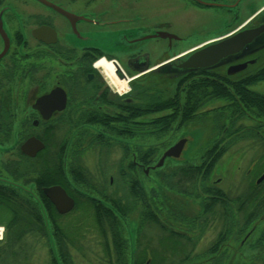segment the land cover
Listing matches in <instances>:
<instances>
[{
    "label": "flooded vegetation",
    "instance_id": "1",
    "mask_svg": "<svg viewBox=\"0 0 264 264\" xmlns=\"http://www.w3.org/2000/svg\"><path fill=\"white\" fill-rule=\"evenodd\" d=\"M209 10L210 16L203 13ZM237 34L243 43L224 55L213 59V53L203 51ZM199 52L197 65H186ZM100 57H107L112 67L93 68ZM263 65L264 0H0V198L39 197L49 203L48 215L57 218L92 210L96 226L91 233L83 228L79 237L86 241L85 234L102 235L103 242L98 243L108 256L105 264H228V214L242 213L238 224L231 219L234 233H244L242 244L250 230L240 228L253 210L254 264H264V190L252 197L230 198L228 188L217 186L223 175L215 169L225 151L209 172L197 176L198 166L207 169L204 159L211 160L218 150L210 144L225 134L219 125L225 121L241 125L242 119L251 117L236 116V99L222 98L203 101L199 113H207L198 115V100L188 98L189 90L204 89L210 81L217 88H243L245 78ZM117 80L124 81L123 86H117ZM262 83L252 88L259 90ZM167 122L172 125L166 127ZM207 123L205 147L187 159L197 140V126ZM241 134L236 131L231 139L259 137L256 132ZM179 141V155H166L157 166ZM94 159L100 174L92 177L86 161L94 165ZM109 160L113 161L108 164ZM190 180L194 192L180 193L198 201L200 209L189 222L194 225L200 210L211 221V216L221 220L220 225L214 223L219 227L217 237L204 252H195L197 240L164 219L165 210L174 219L187 218L184 202L167 194L176 189L167 186L181 191ZM119 185L128 186L129 194L107 191ZM51 186H60L73 198L69 210H58L46 191ZM134 187L144 194L135 195ZM152 187L157 189L151 192ZM113 203L122 204L125 211L109 210ZM150 209L156 221L150 220ZM150 223L160 231L148 234ZM64 228L51 229L62 233V242L70 239ZM123 228L132 261L118 258L123 239L117 240V230ZM33 231L42 236V228ZM128 231L134 232L132 246ZM108 233L115 237L109 242ZM90 242H79L78 247L74 241L60 243L68 255L65 263L71 260L69 245L90 248ZM29 246L7 261L4 241L0 242V264H28ZM55 249L58 256L60 248ZM173 251L180 257H172Z\"/></svg>",
    "mask_w": 264,
    "mask_h": 264
},
{
    "label": "rangeland",
    "instance_id": "2",
    "mask_svg": "<svg viewBox=\"0 0 264 264\" xmlns=\"http://www.w3.org/2000/svg\"><path fill=\"white\" fill-rule=\"evenodd\" d=\"M207 15H211L213 11L209 10L206 12H203ZM180 19V18H179ZM177 20V19H176ZM256 89H259V91L264 92V83L257 85ZM223 121H219V124L222 123ZM226 125H228V129H231L230 124H228L226 121L223 122ZM254 121L251 119H242L240 124H248V125H253ZM209 123L204 124V125H199L197 126V140L193 142L192 146V152L187 154V159L190 158V155L193 154V152H196L199 149H202L205 147L207 143V137L210 134L209 133ZM228 133V132H227ZM209 140V139H208ZM231 140V143L228 145V148L226 149V153L221 157L218 166L216 167V171L220 174L223 175V178L221 181H218V183H215L217 186H222L223 188H228L230 198L235 197L237 195H249L253 196V194L259 192L260 190H264V178L261 180L259 183H256V180L260 174L264 170V143L262 141V137H248V138H235V139H229ZM114 160L119 157V154L116 153V155H112ZM178 158V157H177ZM183 159V160H187ZM90 161V160H89ZM113 160L107 161L112 162ZM94 165L89 164V162L86 161L87 168L89 170V173L91 174L90 176L94 177L95 174L97 173L100 174L97 170L95 171V159H94ZM91 163V162H90ZM167 163V161H166ZM95 166V168H94ZM166 168V167H165ZM198 176V179H200V176ZM221 176V175H219ZM173 177V176H172ZM175 178V177H173ZM184 183V182H183ZM206 184V183H205ZM193 182L190 180L189 182L184 183V187L188 189L189 192L193 191ZM194 185H197L195 182ZM202 185V184H201ZM176 188L179 191V187L176 186ZM115 190V187L110 186L107 191L109 192H114L116 191L117 194H129V187L128 186H117ZM194 192V191H193ZM168 195L171 197H174L176 199L182 200L184 202V206L186 207V219L182 220H177L174 219L173 215L165 210V217L164 219L166 222L169 224V226H172L174 230L179 231L183 234H189L192 236V238H195L198 242V246L195 249V252H204L207 250V248L210 246V244L216 239L217 233L219 231V227L215 225L214 223L216 222L218 225L221 224V220L218 219L216 220L214 216L213 221H211V218L207 216V214L201 213L202 211L200 210L197 213V220L194 223H190V217L193 215L197 210L200 209V204L197 203L198 201H193L192 199L186 197L185 195H182L179 192H167ZM236 205L235 203L233 205V212H236ZM83 213L85 215L79 214V212H72L70 214H67L62 217H58V222L60 224V227L68 229L70 231V239H65L62 242L66 244V242H69L72 244V242H76L75 245L81 246L79 242H87L91 241L89 245H91L90 248H87L86 246L84 248L80 249H74L71 245L68 246V249L70 250V261L68 262L69 264H105V260L108 259V256L102 246L99 245L98 242H103V237L102 235H98L99 237L94 238L92 237L93 235L85 234L83 235L87 240L84 241L82 240L79 236L83 234L85 231H89L90 233L93 232L91 231V227L96 226V221L94 214L92 210L88 211L87 208H83ZM232 213V211L230 210ZM164 216V215H162ZM229 218V227H230V240H229V250L227 252L228 257L231 259L228 264H254V248L251 246L254 244V238H255V231H254V221L248 226L247 230H250L248 234H246V237H244V241L242 244H240L241 239L244 236V233L238 236V234H235V228L233 222L231 223V219L235 223L238 224V222H241L242 218V213H234L233 214H228ZM235 216V217H234ZM208 217V219H207ZM56 218V217H55ZM54 218V219H55ZM206 218V219H205ZM56 219V220H57ZM207 220V225L205 224ZM238 221V222H237ZM55 222V221H54ZM211 223H213V227L209 228L211 226ZM233 224V227L231 226ZM3 225V224H0ZM201 229H198L195 231V226L201 227ZM4 226V225H3ZM52 228H54V225H50ZM51 228V229H52ZM65 229V228H64ZM206 229V232L203 230ZM193 230L195 231L193 233ZM245 230V231H247ZM160 230L157 228V225L154 223H150L148 225V234H156ZM244 231V232H245ZM113 230L111 231V233ZM132 231H128L130 233ZM118 233V239L121 241L123 239V244L126 245V229H119L117 230ZM196 233V234H195ZM82 236V237H83ZM110 238L113 240V237L110 233L107 234V239L108 242L110 241ZM166 238H168L166 236ZM202 238V239H201ZM29 242L30 246L28 247V264H47L48 263V257L49 253L47 252V243L46 242V236H38L37 233H32L30 234L29 237ZM73 240V241H71ZM54 244V243H53ZM97 244V245H96ZM112 244V243H111ZM57 245V246H56ZM103 245V244H102ZM120 245V244H119ZM120 246L118 250H124L126 252V255L128 256V249L126 248L127 246ZM180 245L178 244L177 247ZM59 247L57 242L55 243L54 248ZM192 247V242L188 243L187 248ZM182 250V247H179ZM176 249V248H175ZM178 249V248H177ZM56 250V249H55ZM167 250V249H166ZM169 250V249H168ZM5 251V258L7 261L15 259L11 254ZM84 251V252H82ZM173 253L176 256H172L175 258L180 257L179 252ZM194 254V253H192ZM23 259H26L23 257ZM18 261V260H17ZM8 264V263H6Z\"/></svg>",
    "mask_w": 264,
    "mask_h": 264
},
{
    "label": "trees",
    "instance_id": "3",
    "mask_svg": "<svg viewBox=\"0 0 264 264\" xmlns=\"http://www.w3.org/2000/svg\"><path fill=\"white\" fill-rule=\"evenodd\" d=\"M261 81H264V65L260 68L259 72L253 73L249 75L247 78H245V80L243 81V83L245 82L244 84L245 86L243 88H238V89H227L221 87L217 88L215 86L216 82L210 81L204 83V85H206V88L204 89L195 88L193 90L188 91V98L195 97L198 100L197 102L198 105L196 107L197 110L196 114L198 115L207 113V112L199 113V110L202 108V105L204 104L203 101L212 98L213 99L222 98L229 100L236 99L234 114L240 117L243 116H245L246 118L251 117L252 120L254 121L253 125H248V124L239 125L236 123V126H234V124L229 123L231 129L225 128L226 126L225 123H223L222 126L219 125L220 127L219 130L224 131L225 134L222 135L220 139L215 138L212 144H210V147L217 148L218 150L215 151L211 160L204 159L203 161L204 163H209V167L207 169L205 168L204 165L198 166L197 175L204 172V170L207 172L210 171L212 166L215 165L218 158L223 154L224 151H226L228 145L230 144L229 139L228 142H225L226 138L227 137L232 138V136L235 134L236 131L237 132L240 131L242 133L240 137L242 135H246V136L254 135L255 132L259 133L258 136L262 137V141L264 143V92L252 88L254 84H257ZM171 125L172 123L169 122L166 123V127H170ZM206 156L208 157L209 154H207ZM186 175H187V179L192 178L191 176H189L188 173H186ZM167 187L173 190L176 189L175 191L179 193L183 192L186 193L187 195L190 194L187 188L181 191L179 189L178 191L176 186H174L173 184H170ZM156 189L157 188L152 187L151 192L155 191ZM133 190L135 195L141 196L142 194H144V192H141L142 188L140 187H134ZM47 204L49 203H44L41 198L37 197L35 199L29 195H23L16 200L14 199L11 200L6 197L0 198V224H3L6 227L5 240H4L6 252L11 254L14 258L19 257L20 252L24 251L25 248H27L28 244H30L28 239L30 237V234L34 232L33 230L36 228H42L43 231L41 232V235L46 236V242H49L48 244L50 245V250H51L50 254L52 259V262L50 264H61V260L64 261V264H69L68 262L65 263V260H68L67 259L68 255L65 254L63 250L61 251L60 243H62V238H63L62 233L60 232L54 234L51 231L52 228L50 226L51 224L54 225V228H60V224L58 222L57 217L56 218L52 216L50 217L48 215ZM121 205L119 203H113L111 204V208H109V210L123 212L125 210L123 209L124 208L123 205L122 206ZM150 211L151 209L149 210V212ZM2 214L4 216H1ZM148 216L150 220L156 221V218L153 217L154 214L152 212H150ZM45 219H47L48 221V227ZM253 221H254L253 210H250L246 213L243 228H240L241 231L242 229H244V231L247 230L248 226ZM237 230L239 231V229ZM56 242L60 248L58 256H56L57 253L54 248ZM251 246L254 248V244ZM117 252L119 253L118 258H122L123 260L130 258L129 255L128 256L126 255V252L123 249L122 250L120 249ZM109 253H111L110 250L108 254ZM166 253L168 254L169 252Z\"/></svg>",
    "mask_w": 264,
    "mask_h": 264
},
{
    "label": "water",
    "instance_id": "4",
    "mask_svg": "<svg viewBox=\"0 0 264 264\" xmlns=\"http://www.w3.org/2000/svg\"><path fill=\"white\" fill-rule=\"evenodd\" d=\"M238 37H239V34H237L236 36L230 37V38H223L220 41L209 45L203 51H208L209 53H213L212 57L213 59H216L217 57L224 55L226 52H229L234 47H237L238 45L242 44L243 43L242 37L241 38H238ZM201 52L191 55L185 62L186 65H190V66L197 65V61L200 58ZM181 147H182L181 141L171 146L168 150L164 152L163 156L160 158V160L157 162L156 165L157 166L161 165L163 163L162 162L163 158L166 155H173V156L179 155ZM263 177H264V173L258 178L257 181H260ZM46 191L51 197V199L53 200V202L56 204L59 211L61 212L67 211L73 206V203H74L73 198L69 196L60 186L47 187ZM45 221L48 227L47 219H45ZM129 239H130L131 246H132L134 243V232L133 231L129 233ZM130 258L132 261L133 250H131Z\"/></svg>",
    "mask_w": 264,
    "mask_h": 264
},
{
    "label": "clouds",
    "instance_id": "5",
    "mask_svg": "<svg viewBox=\"0 0 264 264\" xmlns=\"http://www.w3.org/2000/svg\"><path fill=\"white\" fill-rule=\"evenodd\" d=\"M93 68L99 69L101 66L111 68L112 64L107 60V57H100L98 60L93 62ZM126 91L131 92V88H128ZM6 227L0 225V242L5 240Z\"/></svg>",
    "mask_w": 264,
    "mask_h": 264
},
{
    "label": "bare ground",
    "instance_id": "6",
    "mask_svg": "<svg viewBox=\"0 0 264 264\" xmlns=\"http://www.w3.org/2000/svg\"><path fill=\"white\" fill-rule=\"evenodd\" d=\"M109 62H110V61H109ZM110 63H111V62H110ZM113 69H114V67H113ZM114 75H115V74H114ZM115 77H116V76H115ZM123 82H124V81H122V80H121V81H120V80H119V81L117 80V81H116V85H117V86H123ZM119 88H120V87H119Z\"/></svg>",
    "mask_w": 264,
    "mask_h": 264
}]
</instances>
